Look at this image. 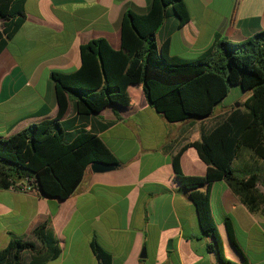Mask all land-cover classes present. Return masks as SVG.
Instances as JSON below:
<instances>
[{"label":"crops","instance_id":"crops-1","mask_svg":"<svg viewBox=\"0 0 264 264\" xmlns=\"http://www.w3.org/2000/svg\"><path fill=\"white\" fill-rule=\"evenodd\" d=\"M151 1L25 0V20L0 52V137L55 118L50 73L77 71L80 47L94 39L120 50L123 14L145 15ZM182 1L188 22L178 27L176 17L167 16L155 36L158 49L167 42L169 59L195 62L218 39L243 43L264 30V0ZM128 97L126 107L107 106L85 117L70 104L61 120L66 133L97 136L118 166L104 173L88 167L65 200L45 198L34 189H0V250L11 239L34 241L33 229L49 221L61 252L46 264H99L93 244L112 264H219L218 253L207 249L214 241L202 233L172 159L179 155L184 176L203 177L206 165L191 144L243 103L216 106L206 118L169 123L141 89H129ZM251 165L242 163L243 170ZM209 206L224 258L264 264V215L249 211L224 180L210 186ZM225 218L232 222L241 255L230 245Z\"/></svg>","mask_w":264,"mask_h":264},{"label":"trees","instance_id":"trees-1","mask_svg":"<svg viewBox=\"0 0 264 264\" xmlns=\"http://www.w3.org/2000/svg\"><path fill=\"white\" fill-rule=\"evenodd\" d=\"M24 2L0 0V52L25 20ZM172 15L178 27L188 22L182 0H152L145 15L126 11L120 50H113L104 39H94L80 47L77 71L50 73L57 115L0 137V189L21 187V181L28 179L27 184L43 197L65 200L92 163L118 166L97 136L66 133L61 120L70 104L80 117L98 114L107 106L126 107L129 89L139 88L157 114L177 123L210 116L230 88L239 87L251 91L250 98L191 144L206 165V174L186 177L179 155L172 159L174 175L188 190L202 233L214 241L207 245L208 251L218 253L219 264H236L222 254L209 191L214 182L224 180L249 211L264 215V168L256 165V160H264V30L243 43L218 39L201 59L183 63L167 57V42L160 49L155 43L158 29ZM243 154L255 162L238 175L232 163ZM224 226L230 245L241 255L230 218L224 219ZM32 235L34 241L11 239L0 250V264H46L59 257L61 250L49 221L36 226ZM92 250L99 264H112L110 255L96 244Z\"/></svg>","mask_w":264,"mask_h":264},{"label":"rangeland","instance_id":"rangeland-1","mask_svg":"<svg viewBox=\"0 0 264 264\" xmlns=\"http://www.w3.org/2000/svg\"><path fill=\"white\" fill-rule=\"evenodd\" d=\"M251 93H252L251 91L244 92L239 87H232L230 88L227 98L223 102L219 103L217 106L218 108H220L219 106H228V105H230L231 107H234L235 105L244 103L246 100H248L251 96ZM245 155L246 154H243V157L240 156L238 159H235L232 163V167L233 169L237 171L238 175H243L242 174L243 172L242 163L246 162V163L253 165L255 162L253 158L249 159ZM256 161H257L256 165L258 167L264 168V160H256Z\"/></svg>","mask_w":264,"mask_h":264},{"label":"water","instance_id":"water-1","mask_svg":"<svg viewBox=\"0 0 264 264\" xmlns=\"http://www.w3.org/2000/svg\"><path fill=\"white\" fill-rule=\"evenodd\" d=\"M116 166L113 164H106V163H102V162H94L90 165V170L93 173H104V172H108V171H112ZM145 250L142 251V254L140 256V258H145Z\"/></svg>","mask_w":264,"mask_h":264},{"label":"built area","instance_id":"built-area-1","mask_svg":"<svg viewBox=\"0 0 264 264\" xmlns=\"http://www.w3.org/2000/svg\"><path fill=\"white\" fill-rule=\"evenodd\" d=\"M27 182H28V179H24L21 182L22 183V186L21 187H18V188H16V187H10V188L11 189L18 190L20 192H28V191L33 190V185L27 184Z\"/></svg>","mask_w":264,"mask_h":264}]
</instances>
